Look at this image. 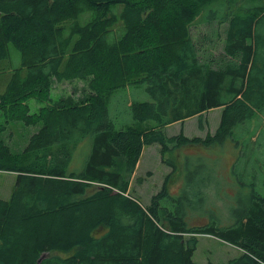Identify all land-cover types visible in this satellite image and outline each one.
<instances>
[{
  "label": "trees",
  "instance_id": "1",
  "mask_svg": "<svg viewBox=\"0 0 264 264\" xmlns=\"http://www.w3.org/2000/svg\"><path fill=\"white\" fill-rule=\"evenodd\" d=\"M216 4L225 6L216 8L220 15ZM80 8L93 13L87 32L64 37L62 24ZM201 11L205 22L225 24L216 57L202 58L205 40L194 38ZM115 16L122 33L109 39ZM12 48L19 65L2 83ZM75 78L91 89L84 101L30 112L27 100L48 101L53 79ZM0 84V171L15 174L9 198H0V264H196L197 233L241 250L205 264H264L262 195L238 196L228 224L205 210L208 222L189 226L188 207L203 209L206 193L183 187L171 195L167 185L178 166L190 186L208 185L213 168L205 158L176 162L169 154L239 144L233 128L264 111V0H0ZM129 85H144L149 96L129 104L139 126L116 125L108 108ZM213 108H221L219 122L204 139L162 132ZM9 121L39 125L20 152L4 141ZM152 143L172 173L144 207L129 187Z\"/></svg>",
  "mask_w": 264,
  "mask_h": 264
},
{
  "label": "rangeland",
  "instance_id": "2",
  "mask_svg": "<svg viewBox=\"0 0 264 264\" xmlns=\"http://www.w3.org/2000/svg\"><path fill=\"white\" fill-rule=\"evenodd\" d=\"M216 10L222 11L225 6L222 4L212 5ZM215 15L219 13L215 11ZM205 13L201 11L197 25L193 28L194 38L203 41L202 58L209 56L216 57L222 50V38L225 24L218 22V19H211L205 22ZM220 15V14H218ZM93 17V13L86 9H77L73 17L65 21L63 36L72 34V39H79L81 35L87 32L88 21ZM76 24L72 31H69L71 25ZM122 21L114 17V21L109 24V39L117 38L122 33ZM73 31H76L72 33ZM82 36V37H83ZM10 58L2 62L3 72L1 73L2 83L5 82L12 71L19 65V52L12 48L9 51ZM144 85H129L115 92L109 100V112L116 125L139 126L132 119L129 110V104L135 100H148L149 96L145 92ZM3 87L0 84V92ZM91 92L87 81L82 79L52 80L50 87L49 100L39 101L31 98L27 100L30 112L37 111L42 105L61 103H78L84 101ZM221 108H213L202 114L201 119L196 116L187 118L183 121L168 124L162 127V132L168 136L177 135L182 132L188 138L199 137L204 139L207 134H213L217 128L220 118ZM3 121V116L1 120ZM150 124L140 127L146 128ZM39 125H25L21 121H9L3 133L4 141L9 144L13 152H20L26 145L30 135L37 131ZM233 137L239 144L229 142L228 148H218V146L203 147L181 146L172 154L169 159L180 161L184 155L202 156L206 159L208 166L213 168L212 181L204 186L201 184L192 185L188 183L187 169L178 166L176 174H171V168L161 161L160 146L157 143L146 144L143 146L140 158L133 172L130 183L132 195L139 200V203L148 207L154 194L160 191L162 184L169 174H171L167 185L169 193L178 195L183 187L188 189H199V192H205L207 197L202 205L203 209L188 207L187 223L189 226L202 225L209 220L205 210L211 211L212 218L220 220L223 224L233 221L234 217L230 209L236 205L238 196H246L251 190L256 191L264 197V165L261 164V158L264 155V111L257 112L254 117L233 128ZM223 146V145H222ZM208 168L204 170L206 173ZM244 173L241 178L235 173ZM209 173V172H208ZM183 174V176H182ZM15 174L0 171V198L8 199L14 184ZM140 179V180H139ZM187 181V182H186ZM194 203H197L193 198ZM163 204L168 205L165 202ZM190 234H185L188 238ZM196 248L192 260L196 264H205L211 262H226L229 258L238 256L241 250L236 246L225 243L222 240L208 234H196Z\"/></svg>",
  "mask_w": 264,
  "mask_h": 264
}]
</instances>
